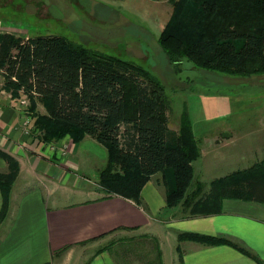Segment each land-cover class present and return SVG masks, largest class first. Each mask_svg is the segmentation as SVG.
<instances>
[{
    "label": "trees",
    "instance_id": "obj_1",
    "mask_svg": "<svg viewBox=\"0 0 264 264\" xmlns=\"http://www.w3.org/2000/svg\"><path fill=\"white\" fill-rule=\"evenodd\" d=\"M171 3L173 14L158 43L173 65L187 60L198 69L235 77L264 75V0ZM0 72L5 89L14 98H27L25 111L34 120L32 130L44 145L67 137L80 143L89 136L106 148L109 163L99 182L106 194L141 205L144 186L160 175L166 208H179L184 218L220 214L225 199L264 203V159L214 180L208 190L196 180L194 164L201 151L189 115L183 114L177 133L171 131L165 87L134 62L59 36L23 39L0 34ZM40 105L45 113L39 110ZM0 160L7 166L0 172L3 223L9 216L21 166L1 148ZM147 238L122 239L108 248L118 264V259L130 264L122 256L127 250L123 245L129 239ZM149 239L159 247L157 240ZM178 240L228 245L264 264L251 250L224 236L181 232ZM119 243L122 248L116 254L111 248ZM177 252L181 260L180 247ZM159 253L162 259L161 249Z\"/></svg>",
    "mask_w": 264,
    "mask_h": 264
},
{
    "label": "crops",
    "instance_id": "obj_2",
    "mask_svg": "<svg viewBox=\"0 0 264 264\" xmlns=\"http://www.w3.org/2000/svg\"><path fill=\"white\" fill-rule=\"evenodd\" d=\"M167 1L172 6L171 0ZM129 2L136 12L147 6L149 17L154 18L159 32L163 31L173 9L162 6L164 0ZM254 77L264 79L263 75ZM4 85L0 72V148L12 155L21 169L12 192L9 216L0 223V264H64L74 254L83 252L92 253L88 264H118L108 248L112 243L134 237L159 242L163 232L172 241L181 232L224 236L251 250L264 263V203L225 199L220 214L184 218L180 213L178 218L179 208H166V190L160 175L144 186L141 205L106 194L99 183L101 172L109 163L106 148L95 138L87 136L83 140L92 139L101 145L106 156L103 154L101 165L94 166L98 180L82 177L76 173L80 158L73 153L83 141L74 143L67 137L44 145L32 130L34 120L26 107L19 104L25 96L14 98ZM39 110L46 112L42 105ZM256 114L261 118V136L255 127L247 126ZM231 116L229 121L225 117V122L204 127L199 137L195 135L201 151L194 164L195 178L207 186L206 190L214 180L249 169L264 159V106L257 110L237 109ZM257 140L263 144L259 149L253 145ZM6 169L5 162L0 160V172ZM63 190L77 199L68 200L70 196H63ZM2 206L0 189V211ZM159 247L162 251L161 244ZM179 247L181 260L176 245H172L179 264H258L228 245L182 242Z\"/></svg>",
    "mask_w": 264,
    "mask_h": 264
},
{
    "label": "rangeland",
    "instance_id": "obj_3",
    "mask_svg": "<svg viewBox=\"0 0 264 264\" xmlns=\"http://www.w3.org/2000/svg\"><path fill=\"white\" fill-rule=\"evenodd\" d=\"M164 1L162 6L173 8L169 1ZM141 9L136 12L129 0H0V34L23 39L59 36L75 45L142 66L166 89L171 106L169 123L175 133L184 113L189 115L193 132L199 137L204 127L225 122L226 118L228 121L233 119L231 115L237 109L249 107L257 110L264 106L263 78L205 71L187 60L173 65L159 46L161 32L155 26L154 18L146 12L149 8L143 5ZM173 9L170 11L172 14ZM171 16L167 18L166 25ZM260 119L256 114L247 122L249 129L255 127L259 136ZM253 145L257 149L263 146L259 140ZM73 154L80 158L76 173L94 182L98 180L94 166L101 165L103 154L106 156L104 148L87 139L77 146ZM62 195L70 196L68 200L77 199L68 191L63 190ZM180 216L179 212L177 217ZM160 237L162 259L160 247L149 238L135 242V239H129L123 245V249H127L122 252L123 258L130 264H179L172 248V245L180 246L177 233L173 241L164 232ZM120 248L122 245L119 243L111 249L117 254ZM91 255V252L74 254L64 264H88ZM118 261L122 264L121 259Z\"/></svg>",
    "mask_w": 264,
    "mask_h": 264
},
{
    "label": "built area",
    "instance_id": "obj_4",
    "mask_svg": "<svg viewBox=\"0 0 264 264\" xmlns=\"http://www.w3.org/2000/svg\"><path fill=\"white\" fill-rule=\"evenodd\" d=\"M28 103H29V102H28L27 98L21 97L20 100H19V104H20L21 106L26 107V106L28 105Z\"/></svg>",
    "mask_w": 264,
    "mask_h": 264
}]
</instances>
